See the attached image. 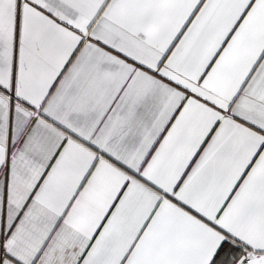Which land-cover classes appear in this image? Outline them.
I'll return each instance as SVG.
<instances>
[{"label":"snow or ice","instance_id":"obj_1","mask_svg":"<svg viewBox=\"0 0 264 264\" xmlns=\"http://www.w3.org/2000/svg\"><path fill=\"white\" fill-rule=\"evenodd\" d=\"M0 264H264V0H0Z\"/></svg>","mask_w":264,"mask_h":264}]
</instances>
